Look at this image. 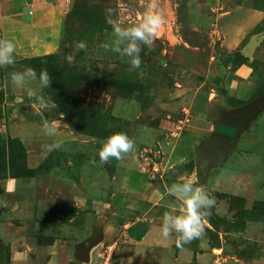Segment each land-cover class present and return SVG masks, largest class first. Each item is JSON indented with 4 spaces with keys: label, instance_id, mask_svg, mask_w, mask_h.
Instances as JSON below:
<instances>
[{
    "label": "crops",
    "instance_id": "0c3cea01",
    "mask_svg": "<svg viewBox=\"0 0 264 264\" xmlns=\"http://www.w3.org/2000/svg\"><path fill=\"white\" fill-rule=\"evenodd\" d=\"M73 1L0 0V41L15 44L14 62L0 66V93L5 97L0 135L7 134L24 146L30 171L44 166L62 146L82 138L63 116L47 123L55 126L56 131L51 135L45 132L46 123L23 120L19 102L23 103L41 90L38 81L31 82L25 89L14 86L11 80L13 73L31 69L26 65L28 61L59 52L65 20ZM219 5V0H187L185 12L177 0H166L163 9H157V3L151 8L165 21L153 40L165 45V69L172 70L174 88L168 93V100L157 104L156 127L147 144L151 145L150 150L134 144L133 149L118 160L120 170L116 176H97L103 187L99 182L85 187L86 190L82 184L72 185L70 195L74 205L89 203L94 211L96 218L91 233L94 226L101 227V242L89 253V263L79 262L76 254L78 247L92 234L80 243L69 242L58 235L51 239V234L44 229L48 223L42 221L50 218L48 210L41 205L44 209L39 215L32 202L14 201L20 192L18 180L0 181V218H25L24 226L28 229L32 225L31 235L26 232L21 238L18 231L16 235L12 232L9 235L12 247L29 257L27 264H100L94 253L106 242L119 249L113 264H165L160 261L164 255L173 260L171 264H243L241 259L228 253L215 260L212 252H222V249H214L208 242L195 250L191 245L178 244L177 233L164 238L161 231L164 214L173 210L180 214L184 208L183 201L170 194L172 184L192 178L195 187L205 190L212 181L210 173L207 186L203 188L197 176L182 170L181 164L175 168L176 160H179L178 164L185 160L183 165L188 161L186 156L178 155L181 145L176 146V139L184 135L200 144L220 127L235 132L216 125L213 118L228 116L258 98L252 85L251 66L238 57L249 31L258 21L257 14L242 6L227 10ZM208 13L210 17L207 18ZM181 15L187 20L181 21ZM208 23L210 27L205 26ZM183 30L194 37V45L189 43L190 37L183 35ZM188 168L196 175L190 163ZM3 196L12 200L7 201ZM204 225L203 235L206 234ZM38 235H42V242H48L39 243L41 237ZM23 239L25 248L19 245ZM259 249L260 257L253 264H264V241ZM219 260L223 261L219 263Z\"/></svg>",
    "mask_w": 264,
    "mask_h": 264
},
{
    "label": "rangeland",
    "instance_id": "374dc122",
    "mask_svg": "<svg viewBox=\"0 0 264 264\" xmlns=\"http://www.w3.org/2000/svg\"><path fill=\"white\" fill-rule=\"evenodd\" d=\"M165 1L74 0L65 20L59 52L42 62L26 63L37 77L47 72L51 83L23 103L19 102L22 119L50 123L63 116L82 137L81 141L59 148L44 166L30 171L24 146L7 134L0 135V181L18 180L20 192L14 201L32 202L39 215L44 208L48 210L50 218L42 221L48 223L44 229L51 234V239L58 235L69 242L80 243L92 234L91 226L96 217L91 205L83 202L75 206L70 192L73 184H82L86 190L85 187L99 182L97 176L119 173V159L113 157L107 163L99 159L98 153L108 137L125 133L139 148H151L147 144L156 127L157 104L168 100V93L174 88L172 70L165 69V45L158 40H153L151 48L141 44V67L133 69L129 58L115 50L116 37L109 21L125 28L138 25L143 21V13L156 3L157 9H163ZM177 1L184 10L187 0ZM219 1L220 8L228 10L242 6L257 14L258 21L249 31L238 57L251 66L252 85L257 97H261L264 94V0ZM186 20L181 15V21ZM205 26L210 27L209 23ZM183 31L194 45V37ZM204 34L207 36L206 32ZM81 43L84 48L79 47ZM68 57L72 58L70 62ZM162 60L165 64H161ZM4 101L0 97V117L4 114ZM217 133L234 136L236 131L220 127ZM91 135L97 140L90 139ZM185 137H178L176 146L181 145L178 155L186 156L188 161L183 165L185 160L179 164L176 160L175 168L181 164L182 170L195 177V171H189L188 165L199 142ZM211 178L205 191L214 197L215 204L205 210L210 211V215L205 216L206 234L187 245L197 250L208 242L214 249H222V252H212L215 260L228 253L241 259L243 264H253L260 257L259 245L264 241V112L249 124L226 161L211 171ZM99 183L103 187L102 182ZM24 220L0 218V264H27L29 257L19 254L9 239L10 233L16 235V231L21 238L26 232L31 235L32 225L27 229ZM38 236L41 237L39 243L48 242H42V235ZM202 239L204 241L200 242ZM25 244L24 239L20 240L21 248H25ZM106 245L109 243H104ZM103 248L96 249L95 260L100 261ZM118 253V246H115L113 260ZM160 261L171 264L173 260L164 255Z\"/></svg>",
    "mask_w": 264,
    "mask_h": 264
},
{
    "label": "clouds",
    "instance_id": "9594fccd",
    "mask_svg": "<svg viewBox=\"0 0 264 264\" xmlns=\"http://www.w3.org/2000/svg\"><path fill=\"white\" fill-rule=\"evenodd\" d=\"M114 35L116 37V51L122 52V55L129 58L133 69L141 67V44L151 48L153 38L157 35L165 23L162 15L152 11L149 8L144 13L141 23L135 26L122 27L114 21ZM80 48L85 45L81 43ZM15 44L10 41H0V66L10 65L14 62ZM71 57H68L69 62ZM11 80L14 86L18 88H27L31 82L38 81L40 88L50 86V77L47 72H41L36 76L32 69L23 72L13 73ZM45 132L49 135L54 134L56 129L54 125L45 124ZM134 147V142L125 133H115L108 137L102 149L99 151V159L102 163H107L110 158L120 159L122 154L128 153ZM170 194L178 200L183 201L184 208L180 214L175 211H169L164 214L161 231L164 238H168L173 232L179 235L178 244H189L198 239L203 234L204 217L210 215V210L214 204V197L204 189L195 187L192 178L183 179L181 182L172 184Z\"/></svg>",
    "mask_w": 264,
    "mask_h": 264
},
{
    "label": "water",
    "instance_id": "95a60500",
    "mask_svg": "<svg viewBox=\"0 0 264 264\" xmlns=\"http://www.w3.org/2000/svg\"><path fill=\"white\" fill-rule=\"evenodd\" d=\"M262 112H264V94L228 116L219 115L218 119L213 118L216 125L234 129L236 134L228 136L215 132L195 147L196 176L203 188L207 186L211 171L226 161L249 124ZM100 238L101 227L100 225L94 226L92 236L78 247L76 259L82 263H89V253L101 242Z\"/></svg>",
    "mask_w": 264,
    "mask_h": 264
},
{
    "label": "built area",
    "instance_id": "2783aa9c",
    "mask_svg": "<svg viewBox=\"0 0 264 264\" xmlns=\"http://www.w3.org/2000/svg\"><path fill=\"white\" fill-rule=\"evenodd\" d=\"M115 246L112 244L106 245L102 253L99 254L100 264H113V252Z\"/></svg>",
    "mask_w": 264,
    "mask_h": 264
},
{
    "label": "trees",
    "instance_id": "16d2710c",
    "mask_svg": "<svg viewBox=\"0 0 264 264\" xmlns=\"http://www.w3.org/2000/svg\"><path fill=\"white\" fill-rule=\"evenodd\" d=\"M52 57V56H50ZM50 57H46V58H39V59H35V60H31V61H28L27 63L28 64H33L35 62H42L44 60H46L47 58H50ZM32 62V63H31ZM0 97L4 98L5 100V97L2 93H0ZM5 102V101H4ZM94 136V135H91V137ZM95 137V136H94ZM17 142H19L18 140H16ZM20 143V142H19ZM193 164H195V156H194V153L191 155V159H190V165L193 166Z\"/></svg>",
    "mask_w": 264,
    "mask_h": 264
}]
</instances>
